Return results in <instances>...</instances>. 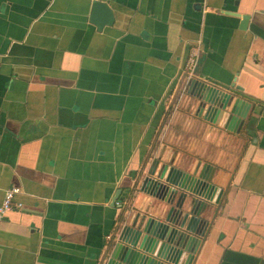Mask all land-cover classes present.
<instances>
[{
  "label": "crops",
  "instance_id": "0c3cea01",
  "mask_svg": "<svg viewBox=\"0 0 264 264\" xmlns=\"http://www.w3.org/2000/svg\"><path fill=\"white\" fill-rule=\"evenodd\" d=\"M94 1L0 0V264H99L124 217L165 224L145 179L198 165L222 194L193 264H264V0H103L102 30ZM191 77L252 105L237 133Z\"/></svg>",
  "mask_w": 264,
  "mask_h": 264
},
{
  "label": "water",
  "instance_id": "95a60500",
  "mask_svg": "<svg viewBox=\"0 0 264 264\" xmlns=\"http://www.w3.org/2000/svg\"><path fill=\"white\" fill-rule=\"evenodd\" d=\"M243 20L245 27L248 18ZM90 22L99 30L112 25L114 14L109 3L95 0ZM185 92L198 102L200 118L230 133L238 132L252 106L206 79L189 78ZM214 172L215 168L210 165L202 168L198 165L190 173L170 168L163 169L155 178L145 179V192L169 208L164 211L165 224L146 215L124 217L114 237L104 247L99 264H193L208 227L200 218L206 206L203 200H214L218 192L214 202L219 203L222 194L212 183ZM188 198L192 199L191 208L184 211ZM117 200L118 197L115 203Z\"/></svg>",
  "mask_w": 264,
  "mask_h": 264
},
{
  "label": "built area",
  "instance_id": "2783aa9c",
  "mask_svg": "<svg viewBox=\"0 0 264 264\" xmlns=\"http://www.w3.org/2000/svg\"><path fill=\"white\" fill-rule=\"evenodd\" d=\"M196 63L194 61L191 62L190 71L193 74ZM21 194V190L19 188H10L6 191L2 204L0 205V223L3 222L5 217L13 211L21 209V203L16 201V197Z\"/></svg>",
  "mask_w": 264,
  "mask_h": 264
}]
</instances>
